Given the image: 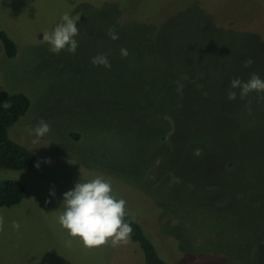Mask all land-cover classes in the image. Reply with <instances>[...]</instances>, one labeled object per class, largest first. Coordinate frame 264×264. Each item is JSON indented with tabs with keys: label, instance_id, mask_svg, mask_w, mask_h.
Listing matches in <instances>:
<instances>
[{
	"label": "rangeland",
	"instance_id": "374dc122",
	"mask_svg": "<svg viewBox=\"0 0 264 264\" xmlns=\"http://www.w3.org/2000/svg\"><path fill=\"white\" fill-rule=\"evenodd\" d=\"M65 13L78 48L53 54L43 33ZM0 32L17 48L0 41V87L31 102L8 136L43 164L0 169L26 188L0 209V264H144L59 224L63 194L100 175L167 264H264V93L230 89L264 79V0H0Z\"/></svg>",
	"mask_w": 264,
	"mask_h": 264
},
{
	"label": "clouds",
	"instance_id": "9594fccd",
	"mask_svg": "<svg viewBox=\"0 0 264 264\" xmlns=\"http://www.w3.org/2000/svg\"><path fill=\"white\" fill-rule=\"evenodd\" d=\"M79 34L77 20L70 14L65 13L61 22L56 24L51 33H43L42 42L49 45V51L59 54L63 50L75 54L78 42L74 37ZM108 35L111 39H119L114 30L109 29ZM121 56L127 57L128 50L122 48ZM94 66L110 68L111 64L106 55L99 54L92 59ZM253 61H245V67L251 66ZM230 89H239L240 99H244L251 92L264 93V79L253 73L247 82L235 78L230 81ZM237 98L236 91H229L227 99L234 101ZM8 108L10 104H4ZM51 131L50 125L41 120L33 129L37 139L45 136ZM37 142L34 140V143ZM50 162V161H49ZM40 167V163L35 165ZM50 196H55L51 191ZM48 202V201H46ZM63 212L59 216V224L68 230L69 236L82 238L85 247L92 249L100 246L111 245L113 247L130 242L133 229L126 221L128 215L126 200L113 194L110 180L102 175L89 182H77L74 189L63 194ZM3 217H0V230H3ZM12 227L19 230L20 224L13 221ZM71 246V240L67 242Z\"/></svg>",
	"mask_w": 264,
	"mask_h": 264
},
{
	"label": "trees",
	"instance_id": "16d2710c",
	"mask_svg": "<svg viewBox=\"0 0 264 264\" xmlns=\"http://www.w3.org/2000/svg\"><path fill=\"white\" fill-rule=\"evenodd\" d=\"M0 41L5 56L14 58L17 53L14 42L4 32H0ZM6 103L10 104V107H3ZM30 105L31 102L26 95L10 94L0 87V169L12 171L35 169L37 162L40 163V167L43 166L34 153L15 143L8 136V129L26 115ZM25 195L26 188L21 183L14 180L0 182V209L19 205ZM125 219L133 229L130 241L140 249L144 264H167L160 257L155 244L144 228L129 213Z\"/></svg>",
	"mask_w": 264,
	"mask_h": 264
}]
</instances>
